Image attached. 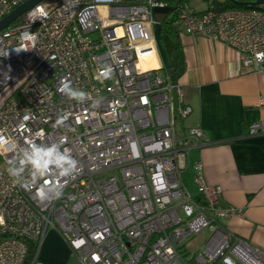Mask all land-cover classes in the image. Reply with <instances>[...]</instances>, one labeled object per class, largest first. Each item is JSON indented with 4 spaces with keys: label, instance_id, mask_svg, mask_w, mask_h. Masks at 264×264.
I'll return each instance as SVG.
<instances>
[{
    "label": "built area",
    "instance_id": "2783aa9c",
    "mask_svg": "<svg viewBox=\"0 0 264 264\" xmlns=\"http://www.w3.org/2000/svg\"><path fill=\"white\" fill-rule=\"evenodd\" d=\"M24 1L0 0V20ZM159 10L169 13L161 0H42L0 31V264H44L37 250L25 261L48 230L79 264H264L222 228L235 210L202 165L195 195L181 181L187 140L202 132L176 137L174 97L181 118L191 109L160 62ZM176 25L264 74V6L183 5ZM247 134H264V119ZM205 230L190 257L183 240Z\"/></svg>",
    "mask_w": 264,
    "mask_h": 264
},
{
    "label": "crops",
    "instance_id": "0c3cea01",
    "mask_svg": "<svg viewBox=\"0 0 264 264\" xmlns=\"http://www.w3.org/2000/svg\"><path fill=\"white\" fill-rule=\"evenodd\" d=\"M179 39L185 60L183 103L191 109L181 118L179 138L191 129L202 132L201 144L187 140L190 167L181 181L195 195L193 166L200 163L207 183L221 188L219 204L235 210L220 221L224 231L264 251V134H247L251 123L264 119L259 103L264 74L243 71L234 50L204 35L180 33ZM158 49L167 68L159 41ZM37 257L44 264H79L55 230L46 232Z\"/></svg>",
    "mask_w": 264,
    "mask_h": 264
},
{
    "label": "trees",
    "instance_id": "16d2710c",
    "mask_svg": "<svg viewBox=\"0 0 264 264\" xmlns=\"http://www.w3.org/2000/svg\"><path fill=\"white\" fill-rule=\"evenodd\" d=\"M169 9L166 16L160 18L158 41L161 45L167 60L166 74L172 83L180 82L181 77L185 72V60L183 48L179 39V34L176 25L178 11L183 5L192 6L194 3L204 4L207 8L212 6L216 11L226 9H247L258 6H248L243 4L249 0H161ZM19 22L16 20L13 24ZM37 245L29 243L25 263H29L35 256Z\"/></svg>",
    "mask_w": 264,
    "mask_h": 264
},
{
    "label": "rangeland",
    "instance_id": "374dc122",
    "mask_svg": "<svg viewBox=\"0 0 264 264\" xmlns=\"http://www.w3.org/2000/svg\"><path fill=\"white\" fill-rule=\"evenodd\" d=\"M192 6L198 10H201L203 7H205L204 4H199V3H194V4H192ZM163 13L164 12L159 10L158 12H156V15H158L157 16L158 18H161V15ZM162 56H163V54H162ZM160 62H161V54H160ZM173 106H174V116H175V130L174 131H175L176 137H179L180 136L179 126L181 124L182 119H181L180 115H178V107L179 106H178V102H177L175 97H174ZM210 235H211V233L208 230H205L197 236L185 238L182 242V245H184V248L190 257H192L194 255H198L199 253H201L203 251L204 245H205V243L208 240Z\"/></svg>",
    "mask_w": 264,
    "mask_h": 264
},
{
    "label": "water",
    "instance_id": "95a60500",
    "mask_svg": "<svg viewBox=\"0 0 264 264\" xmlns=\"http://www.w3.org/2000/svg\"><path fill=\"white\" fill-rule=\"evenodd\" d=\"M42 0H26L18 5L14 10L7 14L3 19L0 20V31L14 23L19 19L27 10L40 3ZM248 6H264V0H249L246 3Z\"/></svg>",
    "mask_w": 264,
    "mask_h": 264
},
{
    "label": "clouds",
    "instance_id": "9594fccd",
    "mask_svg": "<svg viewBox=\"0 0 264 264\" xmlns=\"http://www.w3.org/2000/svg\"><path fill=\"white\" fill-rule=\"evenodd\" d=\"M61 92H63L64 91V89L63 88H60L59 89ZM37 155H39V153H37ZM49 155H50V153H49ZM37 162H39V161H37ZM3 223V219L2 218H0V224H2Z\"/></svg>",
    "mask_w": 264,
    "mask_h": 264
}]
</instances>
